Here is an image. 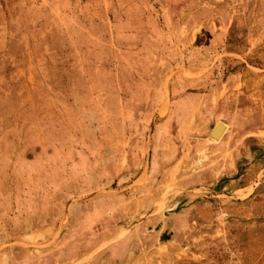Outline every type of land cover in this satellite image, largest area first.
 I'll use <instances>...</instances> for the list:
<instances>
[{"label": "rangeland", "instance_id": "1", "mask_svg": "<svg viewBox=\"0 0 264 264\" xmlns=\"http://www.w3.org/2000/svg\"><path fill=\"white\" fill-rule=\"evenodd\" d=\"M0 264H264V0H0Z\"/></svg>", "mask_w": 264, "mask_h": 264}, {"label": "bare ground", "instance_id": "2", "mask_svg": "<svg viewBox=\"0 0 264 264\" xmlns=\"http://www.w3.org/2000/svg\"><path fill=\"white\" fill-rule=\"evenodd\" d=\"M215 126H216L215 127L216 129H215L214 133H212L211 140H215L216 141V140H218L221 137V135L224 132L226 126H225V123L221 122V121L217 122V124Z\"/></svg>", "mask_w": 264, "mask_h": 264}]
</instances>
